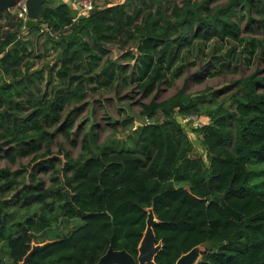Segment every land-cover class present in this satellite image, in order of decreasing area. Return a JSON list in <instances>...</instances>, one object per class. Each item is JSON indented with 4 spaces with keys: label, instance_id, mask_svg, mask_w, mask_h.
<instances>
[{
    "label": "trees",
    "instance_id": "trees-1",
    "mask_svg": "<svg viewBox=\"0 0 264 264\" xmlns=\"http://www.w3.org/2000/svg\"><path fill=\"white\" fill-rule=\"evenodd\" d=\"M212 1L123 0L80 17L69 4L47 0L41 23L48 25L45 50L57 52L52 65L37 64L47 52L23 37L17 14L0 11V154L9 164L31 159L17 169L0 167V264H19L33 234L58 218L78 222L28 264H95L109 245L135 256L150 206L162 243L156 264H174L198 244L206 250L196 264H264V75L258 71L237 81L232 108H211L202 102L214 98L180 89L140 103L137 115L145 121L129 143L97 144L92 125L77 157L60 147L62 161L50 150L57 133L70 139L77 108L69 107L86 99L91 83L82 33L102 53L112 44L150 48L152 55L130 73L147 98L169 83L170 67L194 40L238 39L256 29L264 35V0ZM178 114L208 118L192 128L203 153L194 151ZM135 121L125 116L121 128ZM32 206L15 222L14 209Z\"/></svg>",
    "mask_w": 264,
    "mask_h": 264
},
{
    "label": "rangeland",
    "instance_id": "rangeland-1",
    "mask_svg": "<svg viewBox=\"0 0 264 264\" xmlns=\"http://www.w3.org/2000/svg\"><path fill=\"white\" fill-rule=\"evenodd\" d=\"M122 1L94 0V6L103 7ZM174 1L181 2V0ZM225 1L214 0L211 5L221 4ZM23 2L26 0H16L9 8L8 13L16 14ZM57 2L69 4L76 13L79 12L72 4V0H55V3ZM0 11L6 12L5 10ZM243 14L246 13L243 12ZM3 22L4 19L1 20V23ZM40 28L37 30L22 26L21 32L24 38L33 41L36 51L47 52L46 57L39 60L37 64L46 65L44 62H47L52 65L56 62L57 52L52 49L45 50L43 40L44 33L48 31V28H42V26ZM82 37L86 43V48L88 47L84 50V56L87 64L86 74L90 77L91 83L86 90V99L82 103H73L69 107L70 110L75 106L77 108V112L72 115L74 119L69 129L70 139L66 140L61 133H57L50 144L52 155L59 154V148L62 147L70 156L77 157L80 153L81 138L91 129L92 125L97 144L113 141L129 143L127 136L133 132L137 125L145 121L137 115L140 103L148 102L150 99L164 100L180 89H184L192 97L209 95V97L214 98L215 103H210L208 100L202 102L211 108H217V104H222L225 109L232 108L230 106L231 96L238 87L237 81L256 71H258V76L264 75V50L262 47L264 35L260 29L253 32L243 30L238 39L194 40L176 57L170 67L169 83H162L149 97L145 98L141 90L136 87L137 80L130 81V73L134 65L139 64L144 55L147 54V58L152 55L150 48L139 49L138 44L129 48H120L118 45L112 44L108 45L107 53H102L91 48V40H89L86 32L82 33ZM213 58H218V63L214 64ZM175 67H178V70L173 74L171 71ZM125 116H133L137 120L135 121L137 124L122 129L121 120ZM201 120L208 122L206 116H201ZM192 128H195L194 124L185 127L191 142L194 144V151L203 153L200 141ZM71 141H75L77 146H73ZM59 156L63 159L62 161L65 160L63 152ZM30 162V157H27L17 158L14 164H9L4 153L0 154V167L8 166L11 169H17L19 164ZM39 175L47 184V174L39 172ZM34 210V206L30 207L28 212L23 207L14 209L17 218L15 222L21 220V217L31 214ZM77 222L76 219L66 221L58 218L55 222L52 220L50 227L40 233L33 234V241L42 243L48 239L58 238L68 232Z\"/></svg>",
    "mask_w": 264,
    "mask_h": 264
},
{
    "label": "water",
    "instance_id": "water-1",
    "mask_svg": "<svg viewBox=\"0 0 264 264\" xmlns=\"http://www.w3.org/2000/svg\"><path fill=\"white\" fill-rule=\"evenodd\" d=\"M16 0H0V10L9 12V8ZM46 0H26V28L31 29L38 24L42 28H48L47 24L41 23L43 12V3ZM83 17V15H80ZM69 194L68 190H65ZM147 216L145 221V229L137 246V253L135 256L127 252L125 249H113L109 245L108 249L102 254L95 264H156L155 256L162 247L161 241H156L153 226L158 222L155 217L153 206L147 207ZM53 240H46L42 243H31L30 250L24 255L19 264H28L31 257L44 248H46ZM206 250L204 244H198L192 247L185 253H182L174 264H196L200 261L202 253Z\"/></svg>",
    "mask_w": 264,
    "mask_h": 264
},
{
    "label": "built area",
    "instance_id": "built-area-1",
    "mask_svg": "<svg viewBox=\"0 0 264 264\" xmlns=\"http://www.w3.org/2000/svg\"><path fill=\"white\" fill-rule=\"evenodd\" d=\"M72 4L74 7L77 8V10L80 12V14H88L90 13L94 8V0H72ZM17 17L20 18L23 21V26L26 27L25 25V20H26V7H25V2L20 6L18 12L16 13ZM179 123L183 126H189L191 124H194L195 128L203 126L206 121L201 120V116L198 115H182L178 114L177 115Z\"/></svg>",
    "mask_w": 264,
    "mask_h": 264
},
{
    "label": "crops",
    "instance_id": "crops-1",
    "mask_svg": "<svg viewBox=\"0 0 264 264\" xmlns=\"http://www.w3.org/2000/svg\"><path fill=\"white\" fill-rule=\"evenodd\" d=\"M47 2V0L43 3V5L45 4ZM54 2H55V0H54ZM58 3V2H57ZM57 3H55V4H57ZM42 5V6H43ZM78 14H80V12H78ZM81 15V14H80ZM35 27H37V26H35ZM35 27H32L31 29H33V28H35Z\"/></svg>",
    "mask_w": 264,
    "mask_h": 264
},
{
    "label": "clouds",
    "instance_id": "clouds-1",
    "mask_svg": "<svg viewBox=\"0 0 264 264\" xmlns=\"http://www.w3.org/2000/svg\"><path fill=\"white\" fill-rule=\"evenodd\" d=\"M82 15V14H81Z\"/></svg>",
    "mask_w": 264,
    "mask_h": 264
}]
</instances>
